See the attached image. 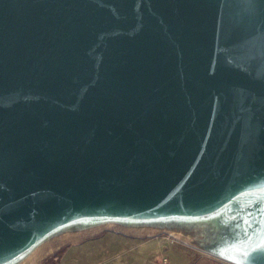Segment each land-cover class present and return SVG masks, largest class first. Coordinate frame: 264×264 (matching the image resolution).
<instances>
[{"label": "water", "instance_id": "water-1", "mask_svg": "<svg viewBox=\"0 0 264 264\" xmlns=\"http://www.w3.org/2000/svg\"><path fill=\"white\" fill-rule=\"evenodd\" d=\"M222 102L264 133V7L256 0H0V218L148 149L170 124L199 126ZM219 162L199 164L206 175L198 188L59 203L25 216L0 232V264L47 227L78 222L64 218L75 212L182 201L169 213L205 214L208 196L233 188L213 201L220 209L211 221L201 215L181 231L174 222L130 228L181 235L234 264H264V156L216 174ZM193 222L196 234L187 230ZM79 232L40 245L42 258L89 236Z\"/></svg>", "mask_w": 264, "mask_h": 264}, {"label": "bare ground", "instance_id": "bare-ground-1", "mask_svg": "<svg viewBox=\"0 0 264 264\" xmlns=\"http://www.w3.org/2000/svg\"><path fill=\"white\" fill-rule=\"evenodd\" d=\"M256 1L264 7V0ZM231 52L225 49L222 56L227 58ZM231 106L229 102L217 104L197 127L177 129L176 123L168 125L163 134L154 136L155 143L150 142L148 149H139L103 172L0 218V232L17 228L23 224V217L47 212L59 203L101 200L168 187L198 188L200 179L206 175L199 164L205 161L219 160L216 174H222L229 167L228 162L238 165L264 156V133L258 134L251 126L237 120Z\"/></svg>", "mask_w": 264, "mask_h": 264}, {"label": "rangeland", "instance_id": "rangeland-1", "mask_svg": "<svg viewBox=\"0 0 264 264\" xmlns=\"http://www.w3.org/2000/svg\"><path fill=\"white\" fill-rule=\"evenodd\" d=\"M263 187L264 185L260 186L261 189ZM233 189H223L220 193L214 196H208L209 198L207 197L208 199H205V204L206 208H210L211 211H208L205 214L201 211L197 212L198 209L193 208H190L185 212L179 211L175 214L169 213L170 211L167 210L169 208L168 205H181L183 203L182 201L173 203L169 202L168 205H164L163 208L159 209H156V207L145 206L144 204L140 203H126L122 205L121 209H115L114 206H111L99 209H90L89 211L75 212L74 214L66 216L64 218L70 217L71 219L77 220L78 222L72 224L69 223L64 226L61 225L59 227H52L50 229L49 227H47L45 234H43L38 239L36 238V240L32 244H22V247L25 248L23 249V251L21 250L22 253H19L14 258L10 259L8 263L1 264H56V259H58L60 255L69 247L71 248V246L57 251L55 252V254H51L50 256L43 259L42 256L44 248H41L40 245H44L43 243L52 245L59 235L69 237L73 232L80 233L79 231H86L87 235L89 236H84L83 239H85L86 237L98 235V233H102L99 231L103 230L104 232L102 234L104 237H109L111 239L110 241L116 242L114 245L115 247L126 248L131 245V241L125 239L124 234H120L118 230L133 235L137 232L139 233L138 235H141L142 238L147 237L145 235L148 234V231H152L150 229H142V232H139L137 231V229L130 228L133 227L131 225L136 222H142L143 225H146L144 223H152V225H157L160 230L171 228L173 225L171 223L174 222L175 225L173 227L178 226V228L176 229L178 231H181V223H183L184 221L192 220L198 221V219H201L199 218V216L201 215H206L207 221L210 219L213 220L215 218V215L219 213V211L214 210L220 209V205L215 206L213 204V201L220 202L224 196H227L236 191V188ZM214 213L216 214L213 215ZM105 227L110 228V230L105 229ZM187 230H190V232L193 231L196 234L198 232V224H196V222H193V224L187 226ZM177 237L180 238L179 241L166 235L165 232L159 233V238L157 239V241L161 243V246L164 250L171 254L172 258L169 259L168 257L169 261H165L163 258H160V260H157L156 264H170V261L172 264H198L199 262H201L202 264H231L216 257L210 256L198 249L191 247L188 244L181 242L183 241L181 239L184 238L181 237V235Z\"/></svg>", "mask_w": 264, "mask_h": 264}, {"label": "crops", "instance_id": "crops-1", "mask_svg": "<svg viewBox=\"0 0 264 264\" xmlns=\"http://www.w3.org/2000/svg\"><path fill=\"white\" fill-rule=\"evenodd\" d=\"M102 233H98V235L92 237H86L85 239H73L63 244L60 250L68 246H71V248L69 247L56 259V264H156L160 258H163L165 261H169L172 258L171 254L164 250L161 243L157 241L159 233L144 238L141 236L124 235L125 239L131 241V245L126 248L115 247L116 242L110 241L111 239L104 237ZM165 234L177 241L180 240L167 232ZM181 242L187 244L184 241ZM190 246L210 256L234 264L223 257L211 254L207 250L193 245ZM170 264H172L171 261ZM198 264L202 263L199 262Z\"/></svg>", "mask_w": 264, "mask_h": 264}]
</instances>
